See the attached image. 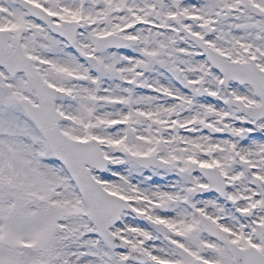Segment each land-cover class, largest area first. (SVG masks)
Wrapping results in <instances>:
<instances>
[{
    "label": "snow or ice",
    "instance_id": "1",
    "mask_svg": "<svg viewBox=\"0 0 264 264\" xmlns=\"http://www.w3.org/2000/svg\"><path fill=\"white\" fill-rule=\"evenodd\" d=\"M0 264H264V0H0Z\"/></svg>",
    "mask_w": 264,
    "mask_h": 264
}]
</instances>
